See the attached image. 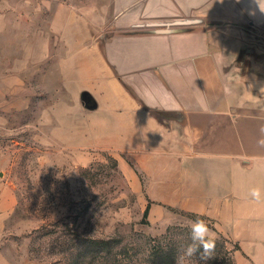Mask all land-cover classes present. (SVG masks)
I'll return each instance as SVG.
<instances>
[{
	"label": "rangeland",
	"instance_id": "374dc122",
	"mask_svg": "<svg viewBox=\"0 0 264 264\" xmlns=\"http://www.w3.org/2000/svg\"><path fill=\"white\" fill-rule=\"evenodd\" d=\"M114 3L0 0V264H151L158 241L162 251L172 244L166 264H234L236 245L212 221L150 207L151 178L130 152L77 139L79 109L97 102L85 91L70 98L61 62L83 48L94 62L112 36ZM228 5L214 0L191 14L204 47L198 70L206 63L216 88L204 98L264 101V19ZM214 53L224 55V83ZM64 112L74 123L64 124ZM197 220L228 252L225 263L214 252L202 259V248L185 254Z\"/></svg>",
	"mask_w": 264,
	"mask_h": 264
},
{
	"label": "crops",
	"instance_id": "0c3cea01",
	"mask_svg": "<svg viewBox=\"0 0 264 264\" xmlns=\"http://www.w3.org/2000/svg\"><path fill=\"white\" fill-rule=\"evenodd\" d=\"M115 1L112 36L94 62L85 48L61 62L70 98L85 91L97 102L79 109L77 139L130 152L151 178L150 207L206 218L236 245L234 264H264V101L204 98L216 88L208 65L198 70L204 47L191 14L214 0ZM226 1L264 19V0ZM213 61L226 82L224 55Z\"/></svg>",
	"mask_w": 264,
	"mask_h": 264
},
{
	"label": "clouds",
	"instance_id": "9594fccd",
	"mask_svg": "<svg viewBox=\"0 0 264 264\" xmlns=\"http://www.w3.org/2000/svg\"><path fill=\"white\" fill-rule=\"evenodd\" d=\"M264 143V142H262ZM251 195L256 200L261 198L260 190L253 189ZM210 229L207 223L203 220H197L193 223L191 229V240L192 243L186 248L185 254L187 256H193L196 254L199 248H202V259L211 258L215 250V240L209 236Z\"/></svg>",
	"mask_w": 264,
	"mask_h": 264
},
{
	"label": "trees",
	"instance_id": "16d2710c",
	"mask_svg": "<svg viewBox=\"0 0 264 264\" xmlns=\"http://www.w3.org/2000/svg\"><path fill=\"white\" fill-rule=\"evenodd\" d=\"M149 210V207L146 208L144 215H147ZM195 215V214H194ZM167 245H165V251H162V248H164V246H162V244L158 241L156 242L155 245L152 246L151 248V264H163V263H167L169 260L174 259V251L172 249H169L168 247H170L172 244L169 245V242L166 243ZM218 242L215 241V256H214V262L218 263V259H221V262H226L227 260H229V255L228 252L225 250L224 246L223 248H219L218 247ZM202 250V249H201Z\"/></svg>",
	"mask_w": 264,
	"mask_h": 264
},
{
	"label": "bare ground",
	"instance_id": "6f19581e",
	"mask_svg": "<svg viewBox=\"0 0 264 264\" xmlns=\"http://www.w3.org/2000/svg\"><path fill=\"white\" fill-rule=\"evenodd\" d=\"M255 2H256V1H255ZM258 4H259V3H258ZM261 4H263V3H261ZM256 7H257V6H256ZM256 7H255V8H256ZM116 8H117V7H116ZM123 12H124V11H123ZM260 14L262 15V13L259 12L258 16H261ZM263 15H264V14H263ZM259 18H260V17H259Z\"/></svg>",
	"mask_w": 264,
	"mask_h": 264
}]
</instances>
